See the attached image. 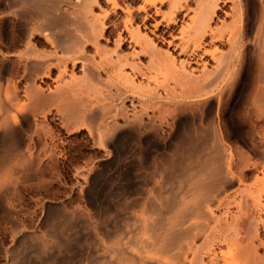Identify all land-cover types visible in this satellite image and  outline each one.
I'll list each match as a JSON object with an SVG mask.
<instances>
[{
  "label": "bare ground",
  "instance_id": "6f19581e",
  "mask_svg": "<svg viewBox=\"0 0 264 264\" xmlns=\"http://www.w3.org/2000/svg\"><path fill=\"white\" fill-rule=\"evenodd\" d=\"M48 1L0 0V168L37 163L59 176L61 164L81 160L72 167L86 205L48 208L36 235L31 209L12 203L19 178L8 171L0 180L8 264L23 262L25 246L36 264H67L61 256L71 251L80 256L71 264H264V1L256 25L241 0H106L99 12L100 0ZM111 22L116 49L105 51ZM78 61L88 78L105 75L109 100L75 95L76 103L59 83L38 84ZM249 68L235 121L248 126L256 162L227 143L225 118ZM82 130L106 158H86Z\"/></svg>",
  "mask_w": 264,
  "mask_h": 264
},
{
  "label": "rangeland",
  "instance_id": "374dc122",
  "mask_svg": "<svg viewBox=\"0 0 264 264\" xmlns=\"http://www.w3.org/2000/svg\"><path fill=\"white\" fill-rule=\"evenodd\" d=\"M241 1H242V4H244L245 6L247 5L246 8L243 5V7L245 9V13H248V14H244L245 19L248 18L246 20L248 21V23L250 25H253V24L256 25V23L258 21L257 18L259 15V10L261 7L260 0H241ZM135 2L136 3H134V6L137 7L142 2V0H136ZM42 3H43V5H45V3L51 4V2H49L48 0H42ZM108 5L109 4L106 2V0H100L98 6L97 5L95 6V11L99 12L102 7L107 8ZM191 6L195 7L196 3H192ZM27 9L29 11V8H27ZM72 9L70 8V11H71V12L69 11L70 14L71 13L73 14ZM247 9H249V11ZM246 10L248 12H246ZM74 16L72 15V17H74ZM121 17H122V13L120 11L117 15L113 14V17L111 18L112 22L115 21V23L120 24L121 23ZM250 18L252 19L251 21H250ZM77 20H78V22H77L78 24L81 23L82 26H85V24L87 25V23L82 24V22H84L83 19H82V22H80L81 19H77ZM112 22L110 23L109 31L104 36L105 39L102 40V43H103L102 46H103L105 51H109V50L114 51L116 49V46H114V38H113L115 33H116V26L113 25L114 22L113 23ZM73 27L76 28V25ZM77 32L79 34H82L81 30H78ZM119 49H120V52L122 54H128L131 51L130 46L127 44L122 46ZM89 52L93 53L92 48L91 49L89 48ZM113 55L116 56L114 53H113ZM249 55H250L249 60H251V52ZM145 59L146 58H144V60H143V58H142V61L146 62L147 60H145ZM251 66H252V64H251ZM85 71H86V66L83 65V62L78 61L75 67L72 68V65H70L68 67V69L66 71L67 73L65 72V75L64 74L62 75V79H61V77H59L60 75L58 72H54L52 76H48V77L44 76L43 78L38 79L37 82L42 87H44V89L46 88V90H48L50 87L54 88L55 87L54 85H57V83H59L60 84V85L58 84L59 87L62 88V89L60 88V90L64 91V92L67 91L68 93L70 92L69 95L71 97L73 96L72 99L75 100V97H76V99L79 100V103L86 101V99H87V101L89 99L95 100V101L96 100L105 101L106 98L108 97L107 100H109L112 97L111 96V90H113V88H111L112 86H110L107 82H103L104 80H106V78H103V77H105V75H103V77L100 80H95L93 78H92L93 79L92 80V79L88 78L90 76H88V77L86 76ZM249 72L251 74H249ZM249 72L246 73L242 87L238 90V92L235 94L234 98L227 105V107H226L227 111H225V118L227 119V122H228L230 129H231V132H232V137H231L230 141L227 140V143L230 146H232L233 148L236 146L239 147L241 150H243L250 157L252 162H256L257 161L256 159L259 160V158H257L259 156L258 155L256 156L252 151V144L251 143L253 142V139H251L252 136H250V134L248 132L249 131L248 126L240 125L239 123H237L235 121L236 115H238L237 113L239 112L240 108L243 106L242 101L244 98V92L246 91L245 89L250 87V84L252 81V70H250V68H249ZM56 75H57V77H56ZM55 77H56V80H55ZM92 81H94V82L92 83ZM99 81H102V82H99ZM66 83H67V85H66ZM103 83H105V86ZM248 83H250V84H248ZM61 85H63L64 88ZM95 85H96V87H95ZM107 85H109L110 87ZM90 86H92V87H90ZM67 88H68V90H67ZM90 88H91V90H89ZM92 92H93V94H91ZM82 97H84V98H82ZM95 97H96V99H95ZM81 99H82V101H81ZM77 100H75L76 103H78ZM56 123H58V122H56ZM66 132L67 131H64V130L62 131L63 136L68 137L71 133L70 132L66 133ZM71 135H72V137H75L78 134L72 133ZM79 138L86 139L87 138V131L82 130V133L79 135ZM86 140H88V139H86ZM257 144L259 146V142ZM84 147H85L84 152H85V156L87 159H88V157H90V155H94L95 154L94 152H98V150H94V148H93V146L89 140L87 142V145L85 144ZM259 147H262V144ZM92 148H93V150H92ZM99 152L96 153L95 155H98V157H100L101 159L106 158V155L103 151H99ZM167 152L171 153L169 151H167ZM37 154L38 153L35 154V157L38 156ZM73 163H74V165L75 164L78 165L80 163H81L80 165H83V162H81V160L80 161L76 160ZM72 164L70 166L61 164L59 166L60 168H58L60 170L59 176L55 175L56 173H58V172H56L57 169H54L53 167L45 166V165H41L42 167H40V165H38L37 163H34L32 165V167H30V166L26 167L28 169H26L25 167H22V166H18V165H16V166L11 165V166H13V168L10 165L3 166L2 169L0 168V180H4L5 174L7 175L8 171H10L9 175H11V176L13 175V177H14L13 179L16 178L15 180H17V178H19L18 179L19 181L17 184L18 190L14 191V192H16V197H14V198H16V200L12 201V203L17 204L18 208L22 207V208H27L29 210L31 209V212H32L31 216L32 217L29 216L27 218V224L30 226V231H32V233H34L36 235H39V234L41 235V234H43L42 232L45 231V230H42L43 228L40 227V224H39L40 219L39 218L42 217V214H44L48 208H51V211H55L58 208H64L66 210H73L78 206L85 207L86 204L84 201L83 191L81 188L84 185V181L82 178L74 175V169L72 167ZM105 168L107 169V171ZM108 169H109V166H107V165L104 166L101 169V171L99 172V174L102 173L101 176L99 174H97L98 176H96V177L97 178L100 177L99 179L101 180L105 176L104 173L106 174L108 172ZM3 170H4V172H3ZM26 170H28V171H26ZM6 171H7V173H5ZM253 171H251L249 173V177H250V179L248 178L249 183H251L253 181V179H251V178L254 177L255 174L257 173L255 171L253 174ZM157 177H159V176H157ZM97 178H96V180H97ZM100 180H97L96 184L99 183ZM11 192H13V188H11L8 191L9 194H7V196L11 195L10 194ZM17 195H18V197H17ZM6 210H7L6 207H4V206H3V208L0 207V264H8V261L10 258L8 256L9 253H7V249L12 244V240H11L10 235L7 232L5 233V231H6L5 229L8 227V223L4 219V214H5ZM95 223H97V222H95ZM93 229H94L95 233L97 234V236L99 237L100 240H102L105 243H109V241H108L109 239L106 240V238H105L106 236L105 237L102 236L103 235L102 231H100V228H98V225H96ZM72 236H73V234H72ZM74 237H75V235H74ZM74 237H73V240H71L72 237H68V239L71 240V243L74 242L72 244H74V245L77 244V246H79L78 244L80 242L74 241L77 239L80 240L79 236L77 239H75ZM46 238L48 239V241H47V239L45 241H47V245H49L48 242H50V239L48 237H46ZM77 246H75V247H77ZM22 249L23 250L27 249L25 253H24V251H22V253H24V254L21 253V259L23 261L22 263H24V264H36L37 261H34V260H36L34 258H37V257H35V255L37 256V254H35L36 251L34 250V248H31L30 246H28V247L25 246L24 248L22 247ZM30 249L34 253L33 252L31 253ZM71 252H72V254H74V256L77 254L75 252L73 253V251H71ZM71 252L69 253L70 255L67 254L68 252H65V254L63 252L62 253L63 255L61 256L62 258L67 257L66 259L68 262L65 261V262H67V264H71V263L78 261L77 257L80 258V256H77V257L75 256L76 257L75 258L71 254ZM28 255H29V257H28ZM23 256H25V257H23ZM72 258L74 259L73 261L70 260ZM66 259H64V260H66ZM70 261H71V263H70ZM22 263L20 262L18 264H22Z\"/></svg>",
  "mask_w": 264,
  "mask_h": 264
}]
</instances>
